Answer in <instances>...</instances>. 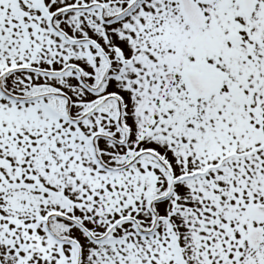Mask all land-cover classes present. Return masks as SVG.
I'll return each instance as SVG.
<instances>
[{"label": "snow or ice", "instance_id": "snow-or-ice-1", "mask_svg": "<svg viewBox=\"0 0 264 264\" xmlns=\"http://www.w3.org/2000/svg\"><path fill=\"white\" fill-rule=\"evenodd\" d=\"M0 264H264V0H0Z\"/></svg>", "mask_w": 264, "mask_h": 264}]
</instances>
